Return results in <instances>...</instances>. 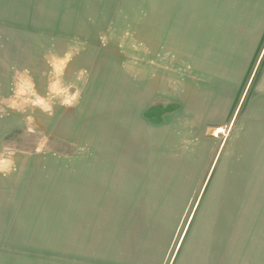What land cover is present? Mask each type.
Listing matches in <instances>:
<instances>
[{"label":"rangeland","instance_id":"rangeland-1","mask_svg":"<svg viewBox=\"0 0 264 264\" xmlns=\"http://www.w3.org/2000/svg\"><path fill=\"white\" fill-rule=\"evenodd\" d=\"M263 3L0 0V153L13 162V170L0 173V264L19 263L3 250H15L11 244L18 242L19 236L10 228L2 230V224L4 206L16 201L27 167L86 162L89 151L100 150L89 137L99 131L101 108L117 111L118 118L142 114L144 121L159 126L167 124L180 104L184 122L196 124L191 112L200 107L195 101L203 105L201 99L207 97L212 85L228 99L222 90L233 82L235 71L243 70L264 27ZM263 44L264 38L252 59L253 66L259 62L257 74L252 75L253 67L236 97L242 104L251 99L252 85L264 73V66L261 73L259 70L264 62ZM237 81L236 75L234 85ZM73 96L76 100L70 105L64 103ZM242 107H236L235 119L230 117L225 126L242 116ZM103 137V151H111L105 127ZM179 140L187 144L185 139ZM195 143L198 139L192 136L188 147ZM5 148L12 152L10 157ZM173 152L175 159L155 151V162L183 163L185 157L188 168L190 161L199 157V151ZM105 155L108 163L130 162L124 153ZM228 156L225 173L249 179L251 184H264V151H229ZM246 156L251 159L247 164L250 170L237 171L246 165ZM215 171L216 166L205 178H218ZM184 176L194 178L187 171ZM243 190L244 194L264 196L262 186ZM58 245L64 253L56 251V260L44 256L37 264H68L66 255L72 246L65 242Z\"/></svg>","mask_w":264,"mask_h":264},{"label":"crops","instance_id":"crops-1","mask_svg":"<svg viewBox=\"0 0 264 264\" xmlns=\"http://www.w3.org/2000/svg\"><path fill=\"white\" fill-rule=\"evenodd\" d=\"M263 38L264 27L243 70L222 90L228 99L212 85L203 105L195 101L196 124L184 122L180 104L159 126L142 114H126L120 122L117 111L101 108L99 131L89 137L100 150L89 151L86 162L27 167L16 201L4 206L2 230L19 236L9 254L26 264L44 256L56 260L53 253H64L58 244L65 242L73 249L68 264H264V196L243 190L264 184L224 171L229 151H264V73L259 82L256 77L251 99L243 104L236 99L253 67L252 75L257 74L259 62L253 66L252 59ZM236 107H242V116L233 122ZM104 127L113 152L103 151ZM192 136L198 143L188 147ZM155 151L173 159V151H199V157L186 168L185 157L183 163H156ZM105 153H124L130 162L108 163ZM250 161L244 157L246 165L236 170L249 171ZM215 166L218 178L206 179ZM186 171L194 178L183 177Z\"/></svg>","mask_w":264,"mask_h":264},{"label":"clouds","instance_id":"clouds-1","mask_svg":"<svg viewBox=\"0 0 264 264\" xmlns=\"http://www.w3.org/2000/svg\"><path fill=\"white\" fill-rule=\"evenodd\" d=\"M75 100L76 97L73 96L70 100H66L64 103L70 105ZM4 151L8 153V157L12 155V152L9 151L7 148H5ZM37 151H39V149H37ZM12 164L13 162L11 159L4 157V155L0 153V173L7 174L9 171L13 170Z\"/></svg>","mask_w":264,"mask_h":264},{"label":"trees","instance_id":"trees-1","mask_svg":"<svg viewBox=\"0 0 264 264\" xmlns=\"http://www.w3.org/2000/svg\"><path fill=\"white\" fill-rule=\"evenodd\" d=\"M3 250H5L6 253H10V252L13 251L11 248H3ZM12 259H17V262H19L17 264H26L25 263L26 261H24V260H21V259H18V258H14V257Z\"/></svg>","mask_w":264,"mask_h":264},{"label":"bare ground","instance_id":"bare-ground-1","mask_svg":"<svg viewBox=\"0 0 264 264\" xmlns=\"http://www.w3.org/2000/svg\"><path fill=\"white\" fill-rule=\"evenodd\" d=\"M220 131H222V130H220Z\"/></svg>","mask_w":264,"mask_h":264}]
</instances>
